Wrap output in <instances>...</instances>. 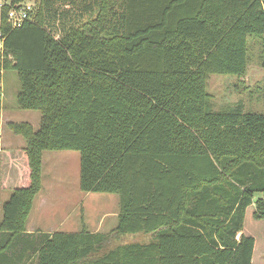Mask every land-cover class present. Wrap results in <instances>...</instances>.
I'll return each mask as SVG.
<instances>
[{"label":"trees","instance_id":"trees-1","mask_svg":"<svg viewBox=\"0 0 264 264\" xmlns=\"http://www.w3.org/2000/svg\"><path fill=\"white\" fill-rule=\"evenodd\" d=\"M23 3L1 8L0 72L18 74V106L41 125H9L27 144L0 264H81L107 242L24 230L45 151L79 152L81 191L119 196L115 232L155 235L86 264H253L256 239L243 231L251 206L264 219V112L214 110L207 82L245 75L264 0H35L15 28L8 12Z\"/></svg>","mask_w":264,"mask_h":264},{"label":"rangeland","instance_id":"rangeland-1","mask_svg":"<svg viewBox=\"0 0 264 264\" xmlns=\"http://www.w3.org/2000/svg\"><path fill=\"white\" fill-rule=\"evenodd\" d=\"M7 0H0V4ZM117 1V0H114ZM33 4L35 0H24ZM1 12V9H0ZM99 13L96 14V18ZM100 29L96 32L106 37L105 16H99ZM97 25L95 28L97 29ZM249 64L245 75H211L207 91L212 96L213 109L225 110L242 103L246 111L264 112V35L248 37ZM3 108L0 110V224L3 221V205L18 186L20 172L25 166L22 150L26 140L16 134L11 123H27L33 130L41 125V112L22 110L18 106L21 89L18 74L12 70L0 72ZM42 188L34 200L25 221L27 233L77 232L87 230L105 234L104 247L93 252L89 261L99 258L110 249L127 243H148L154 234L121 235L119 223L120 198L115 194L87 193L80 189L81 155L75 151H45L43 155ZM262 197L256 194L255 200ZM255 223L254 219L251 220ZM250 226H252L250 224ZM253 227V226H252ZM260 234V233H259ZM26 264H34L33 259Z\"/></svg>","mask_w":264,"mask_h":264},{"label":"crops","instance_id":"crops-1","mask_svg":"<svg viewBox=\"0 0 264 264\" xmlns=\"http://www.w3.org/2000/svg\"><path fill=\"white\" fill-rule=\"evenodd\" d=\"M254 212L255 205L248 208L243 233L246 236H253L256 239L253 264H264V219L256 220L254 218ZM252 219H254L255 223L251 222Z\"/></svg>","mask_w":264,"mask_h":264},{"label":"built area","instance_id":"built-area-1","mask_svg":"<svg viewBox=\"0 0 264 264\" xmlns=\"http://www.w3.org/2000/svg\"><path fill=\"white\" fill-rule=\"evenodd\" d=\"M5 3L0 4V9ZM33 11V5L30 3H23L17 7L11 8L8 12V19L15 28H20L31 19V12Z\"/></svg>","mask_w":264,"mask_h":264},{"label":"water","instance_id":"water-1","mask_svg":"<svg viewBox=\"0 0 264 264\" xmlns=\"http://www.w3.org/2000/svg\"><path fill=\"white\" fill-rule=\"evenodd\" d=\"M139 235V234H138Z\"/></svg>","mask_w":264,"mask_h":264}]
</instances>
